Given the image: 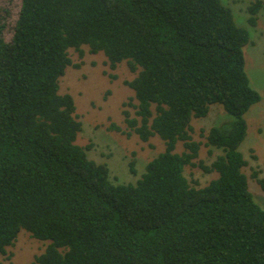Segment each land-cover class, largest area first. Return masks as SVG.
Segmentation results:
<instances>
[{"label":"trees","instance_id":"trees-1","mask_svg":"<svg viewBox=\"0 0 264 264\" xmlns=\"http://www.w3.org/2000/svg\"><path fill=\"white\" fill-rule=\"evenodd\" d=\"M230 9L220 0H21L9 42L0 11V256L24 230L47 242L35 264H264V210L239 151L244 115L261 97L244 70L250 34ZM245 12L256 26L264 0ZM83 46L136 74L125 82L135 101L134 117L123 111L128 135L164 144L134 184L111 182L90 146L75 143L81 123L59 79L73 66L68 50L82 57ZM211 105L231 120L208 130L206 144L222 154L198 164L217 177L196 189L183 176L199 150L190 122Z\"/></svg>","mask_w":264,"mask_h":264},{"label":"rangeland","instance_id":"rangeland-1","mask_svg":"<svg viewBox=\"0 0 264 264\" xmlns=\"http://www.w3.org/2000/svg\"><path fill=\"white\" fill-rule=\"evenodd\" d=\"M220 1L231 8L236 25L247 29L250 34L249 44L243 48L244 70L249 86L260 95L261 100L244 115L246 136L239 151L246 161L242 171L247 178L248 191L255 203L264 210V190L252 177L256 172L257 178L264 180V12L257 15L256 26L250 27L245 10L253 0ZM20 3L21 0H0L5 25L2 37L5 42H9L12 37ZM82 51L83 56L79 57L74 50H68L73 66H68L59 79V94L72 97L75 115L81 123L75 143L84 148L90 146L86 150L88 159L105 164L111 182L134 184L144 172L146 164L164 150V144L157 136L142 142L133 132L128 135L123 111L134 117L132 105L135 101L132 100L133 91L125 82L131 81L136 74L129 71L125 62L111 70L102 53L91 54L86 46L82 47ZM226 120L230 121L231 117L220 105H211L206 117L191 120L190 136L199 143V150L197 158L192 161L194 166H185L183 169V176L190 187L202 188L217 177L215 172H204L198 164L210 166L222 154L219 149L206 144V135L211 127ZM111 126L121 131H115ZM175 151H184L181 142L176 144ZM131 162L135 174L129 171ZM46 245L47 242L36 240L21 230L13 245L6 248V254L0 256V264H35L34 258L44 251Z\"/></svg>","mask_w":264,"mask_h":264}]
</instances>
